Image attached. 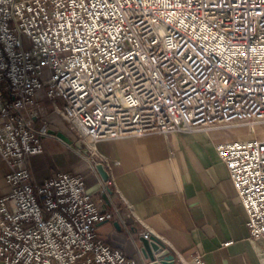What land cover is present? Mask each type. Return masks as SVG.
Masks as SVG:
<instances>
[{
	"label": "built area",
	"instance_id": "obj_1",
	"mask_svg": "<svg viewBox=\"0 0 264 264\" xmlns=\"http://www.w3.org/2000/svg\"><path fill=\"white\" fill-rule=\"evenodd\" d=\"M45 87L96 149L123 136L264 121V0H0V156L11 188L0 196L1 262L139 264L100 236L118 208L103 209L83 173L34 178L30 157L52 134L38 99ZM217 150L250 238H264V139ZM175 257L206 264L201 254Z\"/></svg>",
	"mask_w": 264,
	"mask_h": 264
},
{
	"label": "crops",
	"instance_id": "obj_2",
	"mask_svg": "<svg viewBox=\"0 0 264 264\" xmlns=\"http://www.w3.org/2000/svg\"><path fill=\"white\" fill-rule=\"evenodd\" d=\"M38 99L53 105L46 88ZM48 119L50 129L75 141L69 123L58 113ZM253 137L247 127L230 125L101 140L100 162L110 172L105 192L106 180L97 165L92 167L55 133L44 138L45 151L31 156L29 164L38 181L56 170L83 173L101 207L118 208L116 218L98 224L100 236L139 264H150L141 243L147 231L175 256L192 259L201 254L206 264H258L264 260V238H250L248 213L217 150L221 143ZM8 167L0 156V196L11 190Z\"/></svg>",
	"mask_w": 264,
	"mask_h": 264
},
{
	"label": "rangeland",
	"instance_id": "obj_3",
	"mask_svg": "<svg viewBox=\"0 0 264 264\" xmlns=\"http://www.w3.org/2000/svg\"><path fill=\"white\" fill-rule=\"evenodd\" d=\"M24 41H25V45L27 48H30L33 44V40H31V38H29L27 36L24 37ZM44 113L47 114L48 116L50 113H58L62 118H64V116L61 115V113L57 112L54 109L53 105H51V107L47 105L45 110H44ZM48 116H47V120H49ZM233 125H236V127L245 126L250 130V132L253 133V135H254L253 138L259 137V138L264 139V121H256V120L255 121H239L238 123L234 122V124H232L231 126H233ZM70 127H71V125H70ZM71 129L73 131V136H74L75 141H74V143H70V145L74 149H76L81 154V156L85 157V159L88 161V163L91 164L92 167H95L94 163L97 162L95 160L99 159V157L97 156L98 149H96L94 147V145H92L90 142L83 140L84 138L80 135V133L76 129H74L73 127H71ZM78 140H81V142H83V147H80L79 145L76 144V141H78ZM84 149H87V151H85Z\"/></svg>",
	"mask_w": 264,
	"mask_h": 264
},
{
	"label": "water",
	"instance_id": "obj_4",
	"mask_svg": "<svg viewBox=\"0 0 264 264\" xmlns=\"http://www.w3.org/2000/svg\"><path fill=\"white\" fill-rule=\"evenodd\" d=\"M52 133L57 134L60 138H64L67 142L74 143L65 133L57 132L54 129H50ZM76 144L83 147L81 140L76 141ZM87 151V149H84ZM98 170L102 173L103 178L109 180L110 172L107 171L104 163L99 162L97 164ZM141 243H143V251L145 256L150 260V264H172L175 261V254L170 249L166 248L155 236L152 238L141 237Z\"/></svg>",
	"mask_w": 264,
	"mask_h": 264
}]
</instances>
